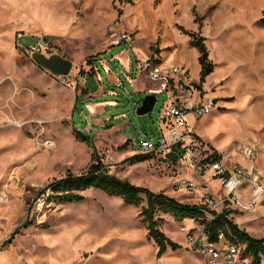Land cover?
I'll list each match as a JSON object with an SVG mask.
<instances>
[{
  "label": "rangeland",
  "instance_id": "374dc122",
  "mask_svg": "<svg viewBox=\"0 0 264 264\" xmlns=\"http://www.w3.org/2000/svg\"><path fill=\"white\" fill-rule=\"evenodd\" d=\"M263 15L264 0H0V264H203L180 229L190 221L177 222L161 212L155 216L162 219L160 230L180 248L156 258L140 216L146 206L142 195L132 205L87 189L80 202H60L46 186L67 171L84 172L95 157L109 173L133 185L180 200L194 195L175 186L190 173L178 160L157 153L143 162L129 160L142 154L134 144L139 138L156 137L166 97L158 95L152 110L138 115L134 102L145 94L122 78L117 63L109 66L123 85L107 82L97 59L101 86L91 72L78 78L96 55L108 59L121 47L129 50L124 44L108 47L113 27L130 32L138 52L184 66L182 88L188 98L211 100L213 118L205 122L202 117L195 127L200 141L195 163L215 150L225 167L241 165L259 174L264 184ZM190 33L205 39L214 65L202 83ZM38 36L72 62L69 85L39 68L23 48ZM86 79L96 86L95 97L83 93ZM214 123L212 133L202 134ZM76 132L86 135L90 146L77 140ZM246 149L253 152L250 159ZM263 205L234 212L229 220L241 219L239 229L264 238Z\"/></svg>",
  "mask_w": 264,
  "mask_h": 264
},
{
  "label": "built area",
  "instance_id": "2783aa9c",
  "mask_svg": "<svg viewBox=\"0 0 264 264\" xmlns=\"http://www.w3.org/2000/svg\"><path fill=\"white\" fill-rule=\"evenodd\" d=\"M132 43L133 37L130 32L116 27L109 30L108 47L121 44L128 46L133 53L135 76L144 77L150 81L151 84L145 89V94L153 95L155 101L158 95H164L167 101L163 102L157 116L163 124L159 134L153 139L139 138L134 144L142 154L157 153L162 159H166L167 153L174 152L178 156L177 160L180 165L186 169L201 166L202 160L195 163L193 159V153L198 148L200 141L193 128L188 124L186 115L190 113L198 119L212 110V102L195 101L184 94L182 87L187 81V71L182 65L164 64L154 54L136 51ZM23 48L32 54L42 53L49 56L55 53L51 41L44 36L36 37L32 45H23ZM92 69V67L84 69L85 75H79L78 78H85ZM53 77L64 85H69L72 82L70 73L53 75ZM138 105L139 101L134 102L135 109ZM244 154L250 159L253 152L251 149H246ZM202 166L207 167L212 172L211 176L219 181L221 196L216 197L210 192L202 194L200 205L203 207L201 210L204 212V216L188 219L190 221L188 227L183 224L180 226L181 231L184 232L187 246L203 259V264H249L245 245L234 239L227 225L216 233V241H211L200 221H211L223 213L224 217L229 219V216L234 212L255 211L263 201L264 184L261 182L259 174L239 165L227 168L220 160L202 164ZM175 186L177 189H185L189 193L195 194L203 185H198L191 180L180 179L175 182ZM243 186L249 187L246 200H242L238 195L239 189Z\"/></svg>",
  "mask_w": 264,
  "mask_h": 264
},
{
  "label": "trees",
  "instance_id": "16d2710c",
  "mask_svg": "<svg viewBox=\"0 0 264 264\" xmlns=\"http://www.w3.org/2000/svg\"><path fill=\"white\" fill-rule=\"evenodd\" d=\"M259 23L264 26V15L259 19ZM189 44L193 46L197 53V62L200 66L199 83L213 71V64L208 59V51L205 45V39L195 33L189 34ZM76 100L78 98H75ZM76 139L87 142L90 146L88 137L76 132ZM150 158V154H138L129 158L132 162H143ZM221 160V156L212 150L202 164H210ZM51 190L50 197L60 202H80L84 199L83 192L87 189H96L108 196L118 197L126 204L137 205L142 195L146 200V206L141 210L140 216L146 224L148 237L156 246V258L163 255L168 249L175 251L180 246L170 240L159 228L161 218L155 217L157 212L170 214L177 222L204 216L202 206L197 204L181 203L166 194L154 193L147 188L128 183L125 180L117 178L109 173L108 169L101 163L98 158H91V161L84 172L78 175L66 172L65 176L54 180L48 186ZM44 192V191H43ZM204 231L207 233L209 240L216 241V233L228 226L235 240L245 245V252L249 256V264H261L264 257V238H254L244 230L233 223L231 220L219 214L211 221H200Z\"/></svg>",
  "mask_w": 264,
  "mask_h": 264
},
{
  "label": "crops",
  "instance_id": "0c3cea01",
  "mask_svg": "<svg viewBox=\"0 0 264 264\" xmlns=\"http://www.w3.org/2000/svg\"><path fill=\"white\" fill-rule=\"evenodd\" d=\"M108 49L105 50V51H103L102 53L107 52ZM135 50H136V48H135ZM140 53H143V52H140ZM131 56H132V59H133V53H132V51L130 49L128 50V49H124V48L121 47V48H119L118 52L112 54L108 59H102L100 57V54L99 55H96L95 57H93L92 59H90L89 63H87L84 68L87 69L89 67H92L93 68L91 70V73L93 74V78L92 79H95L96 82L100 84V78H101L100 77V70L95 66V63H96L95 62V59H97V60H99L101 69L103 70L104 74L106 75L107 82L110 81L114 85H118V84L119 85H123L122 82H121V80H120V78L111 72V68L109 66V64L111 62L117 63V65L120 66L119 70L121 72L122 78L124 80L128 81L129 85L130 86H133L135 88V91L137 93H143V94H145V89L151 83L146 78H144V77H136L135 76V73L133 74V72H134V70H133V63L134 62L131 60ZM132 75H134L133 78H132ZM138 83L141 84V88L138 86ZM100 86H101V84H100ZM95 87L96 86L94 85V83H89L87 81V79H86L84 81L83 87H82L83 90H84L83 93H86L87 96L90 97V98L91 97H95L96 95H98V92H97V90H96ZM199 99H200V97L198 96V101H202V102L211 101L210 99H207V98H204L202 100H199ZM163 102H167V101L165 100ZM100 112H102V111H100ZM97 114L98 113H96V115ZM202 117L205 118V120H204L205 122L206 121H210L213 118V116L211 114V111L208 114L203 115V116H201L198 119L194 118L192 116V114H190V113H188L186 115V120H187L188 124L193 128V131L195 132V134L197 132L195 130V127L197 126L196 125L197 124V121L200 120ZM94 120H95V122L97 124H102V120H100L99 118H95ZM201 120H203V119H201ZM204 121H201V124L199 125V128H202L203 127V122ZM215 126H216V124L214 123V125H212L210 127V129L209 128L206 129V130H208L207 132L202 133V134H210V133H212L215 130V128H216ZM162 127H163V124L161 123V121L157 117V134H156V136L159 134V132H160V130H161ZM214 140H215V138H212L211 139V141H214ZM241 164L243 166H246V163L245 162H243ZM208 172H210V171L209 170H206L202 166V164L199 167H196L194 169H190L189 175L188 174L187 175L185 174V177L188 180L194 181V183H196V184L206 183V186L205 187H202L201 189H199V191L197 193H195L193 196H191L192 198H181V200L178 199L177 197H175V198L172 197V198H174L175 200H177V201H179L181 203L194 204L195 202L200 201V198H201L202 194H204L206 192H210L212 195H214L216 197H220L221 196L220 183H219V181L217 179H213L211 175L209 177ZM216 182H217V184H216ZM261 182H262V180H261ZM248 192H249V187L248 186H243V187H241L239 189L238 195L242 198V200H246L247 197H248ZM173 196H175V195H173ZM263 202H264V197H263ZM261 220H264V219H261ZM239 222H242V220L241 219H235L233 223L238 224V226H239ZM244 224H246V223H244ZM244 226L246 228H249L250 227L247 230H251L252 229V227L249 226V224L248 225L246 224Z\"/></svg>",
  "mask_w": 264,
  "mask_h": 264
},
{
  "label": "water",
  "instance_id": "95a60500",
  "mask_svg": "<svg viewBox=\"0 0 264 264\" xmlns=\"http://www.w3.org/2000/svg\"><path fill=\"white\" fill-rule=\"evenodd\" d=\"M31 60L41 69L46 70L51 75L69 74L72 70V62L63 56L53 53L45 56L42 53H33ZM155 104V97L153 95H145L135 112L138 115H144L150 112ZM167 160L172 162L177 161L178 156L174 152H169L165 155Z\"/></svg>",
  "mask_w": 264,
  "mask_h": 264
}]
</instances>
